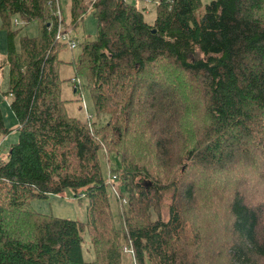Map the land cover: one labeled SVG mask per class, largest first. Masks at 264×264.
Instances as JSON below:
<instances>
[{
    "label": "trees",
    "instance_id": "16d2710c",
    "mask_svg": "<svg viewBox=\"0 0 264 264\" xmlns=\"http://www.w3.org/2000/svg\"><path fill=\"white\" fill-rule=\"evenodd\" d=\"M55 2L0 0L19 132L0 145V264H86L85 238L95 264H123V241L136 264H264V0H160L153 24L134 1L71 0L68 25L91 11L97 32L68 80L86 77L72 90L88 89L100 127L62 96ZM14 15L41 23L19 47ZM66 190L85 221L32 204Z\"/></svg>",
    "mask_w": 264,
    "mask_h": 264
},
{
    "label": "rangeland",
    "instance_id": "374dc122",
    "mask_svg": "<svg viewBox=\"0 0 264 264\" xmlns=\"http://www.w3.org/2000/svg\"><path fill=\"white\" fill-rule=\"evenodd\" d=\"M211 0H202L203 4L209 3ZM136 5L144 10L145 20L153 24L155 22L157 16V7L154 1L148 0H135ZM148 4V5H145ZM58 11L60 10L62 15L64 16V24H66L67 28H71L72 26L68 25L71 24L70 14H71V0H56L55 2ZM68 19L66 22L65 20ZM16 21L19 23L16 25ZM96 19L94 14L91 11H88L84 18L78 22V25L74 28L73 37L78 41L79 47L76 49H70L68 46L62 48L61 52L59 53V58L62 61L61 64H57V69L59 70L61 77L65 78L67 81L63 84V98L69 99L70 101L66 104L68 112L70 115L78 117L82 121L87 120L89 117L94 118L95 122L97 123L98 127L103 126L104 123L107 122V116H97L95 114V107L93 104V99L91 93L85 88V92L80 95L76 94L72 87L75 83H78V79L80 78L83 85L86 86V77H79L75 79V82L72 83L68 80L70 77H73L74 67L71 62L72 59H76L79 57L80 53H82V48L80 44L85 42L87 39H95L96 38ZM40 21H32L28 24H25V21L21 18L20 15H14L10 18V29L12 31H18L16 34L15 42L17 46L20 45V40L23 37H36L40 34ZM7 30L8 28L4 26L3 19L0 15V105L2 107V111L5 117L6 125L12 131L4 136L0 133V145L2 147L3 155L6 154L10 148V146L18 141L19 139V132L17 130V119L13 111L10 108V102L13 100L14 96L11 94H4L9 89V67L4 65L5 59L7 57ZM77 98L79 100H77ZM93 114V116L90 114ZM105 175L107 176L109 167L113 169L116 168L119 159L113 152H109L108 148L103 147V151H101L100 155ZM114 172V170H113ZM117 173V172H114ZM119 174V173H118ZM107 179V177H106ZM119 183L118 181L109 185L108 191L110 194V198L112 203L114 204V211L116 217H118V212L116 211V197L119 195ZM121 191L124 192V189L121 188ZM75 194L71 190H66V193L63 196L51 195L48 199H34L32 204L35 208L39 211L44 213H52L57 216L67 217L72 219H78L80 221H85L87 219V212H86V202L81 205L76 200H74ZM126 198V197H125ZM73 199V200H72ZM201 215L197 214V218ZM164 217L167 219V211L164 214ZM153 218H156V215H153ZM84 244V256L86 260V264H95V254L90 246L88 245V239L85 238ZM121 256L125 258L123 260V264H136V253L135 249L129 243L123 241L120 246Z\"/></svg>",
    "mask_w": 264,
    "mask_h": 264
},
{
    "label": "built area",
    "instance_id": "2783aa9c",
    "mask_svg": "<svg viewBox=\"0 0 264 264\" xmlns=\"http://www.w3.org/2000/svg\"><path fill=\"white\" fill-rule=\"evenodd\" d=\"M127 1L132 2L135 0H127ZM148 1H154L156 4H158L160 2V0H148ZM18 24L19 23L16 21V25H18ZM56 29L57 30H56L55 35H56V39L59 42L66 44L70 49H76L79 46L78 41L73 37L74 29L72 27L67 28L66 24H64L63 15H62L60 10L58 11V23L56 25ZM75 79H73V82H75ZM80 83H81V80L78 79V83H75L74 86L76 87L77 85H80ZM91 115L93 116V114H91ZM90 119L92 120L93 118H90ZM1 156H2V153L0 150V157ZM108 167H109V171H108L106 181L108 184H112L118 178V174L111 171L110 165H108ZM121 200L124 204L127 202L126 198H121Z\"/></svg>",
    "mask_w": 264,
    "mask_h": 264
},
{
    "label": "clouds",
    "instance_id": "9594fccd",
    "mask_svg": "<svg viewBox=\"0 0 264 264\" xmlns=\"http://www.w3.org/2000/svg\"><path fill=\"white\" fill-rule=\"evenodd\" d=\"M91 113V112H90ZM92 114V113H91ZM89 120H90V123L91 122H93V121H95V116H94V118L91 120L90 118H88ZM90 126H91V124H90Z\"/></svg>",
    "mask_w": 264,
    "mask_h": 264
},
{
    "label": "water",
    "instance_id": "95a60500",
    "mask_svg": "<svg viewBox=\"0 0 264 264\" xmlns=\"http://www.w3.org/2000/svg\"><path fill=\"white\" fill-rule=\"evenodd\" d=\"M153 32H156V29H154ZM75 91H76V90H75Z\"/></svg>",
    "mask_w": 264,
    "mask_h": 264
},
{
    "label": "crops",
    "instance_id": "0c3cea01",
    "mask_svg": "<svg viewBox=\"0 0 264 264\" xmlns=\"http://www.w3.org/2000/svg\"><path fill=\"white\" fill-rule=\"evenodd\" d=\"M145 5H148V4L145 3Z\"/></svg>",
    "mask_w": 264,
    "mask_h": 264
}]
</instances>
